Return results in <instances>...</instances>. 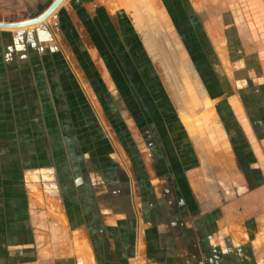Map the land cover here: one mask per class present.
Here are the masks:
<instances>
[{
  "label": "rangeland",
  "instance_id": "obj_1",
  "mask_svg": "<svg viewBox=\"0 0 264 264\" xmlns=\"http://www.w3.org/2000/svg\"><path fill=\"white\" fill-rule=\"evenodd\" d=\"M52 1L0 0V21L17 22L36 17ZM101 1L109 8L119 5L132 20L141 38L143 52L148 58L151 57L159 72V84L167 87L172 94L171 101L173 100L180 110V117L189 133L191 148H194L191 152L201 159H206L209 165L202 172L196 168L191 171L190 179L194 182L195 190L178 189L172 191L173 193L168 190L169 196L179 199L188 197L192 205L189 208V215L193 216L198 210V206L193 205L198 200L197 197L207 198V195L201 192L204 181L207 183L210 180V185L217 182L215 185L221 192V197H217L216 203L219 204L215 207L214 217L218 223L206 222V228L202 227L200 230V235L203 236L205 232L206 235H211L212 231H219L217 226L220 228L221 237L216 248H207L206 253L201 252L199 249L201 245L198 246L199 239L196 240L192 236L199 228L198 224L195 228L192 221L194 217L188 222L189 231L186 227L181 228L185 234L190 232L191 235L188 247L191 253L189 256L193 260L190 264H264V196L256 195L255 197L259 198L256 200L258 202L253 201L254 206L257 204L260 208L259 213L246 214L247 209H250L246 201L247 194L264 186V126L258 123L260 121L258 118L264 121V101L260 93L256 100L252 99V95H247L246 91L250 90V87L246 90V87L242 89L239 87L237 101L242 111L238 106L236 107L238 109L232 106L233 101L231 106L235 112L230 111L228 104L231 98L230 91L233 89L231 84L233 83L235 87L234 79L237 76L239 78L251 76L257 81L255 73L260 66L257 56L261 55L262 40L264 44V0ZM52 15L55 14L52 13L41 23L15 31L29 33L43 26H51ZM1 31L11 32L3 29ZM252 79H248L251 87ZM83 89L85 92V88ZM83 96L88 97L94 111L93 121L96 123L98 119L101 121V108L91 102L89 95ZM61 97V105L57 107L55 113L50 108L51 102L50 106L45 101L41 103L43 106L41 120L46 123L43 127L51 129L49 134H45L47 140L42 142L41 148L56 151V162L60 167L68 169L70 165L73 166L77 192L76 197L72 195V202L68 204L66 198H69L70 181L67 180L65 188L63 186L61 200L58 188L53 185L51 178L41 179V198L39 193V203L33 207L39 261L41 264H95V262L99 264L106 256L100 252L103 245L101 240L105 238L106 233L103 217L109 213V205L106 202H113L115 205L110 207L113 213L124 212L130 216L133 212L139 215L141 212L142 215L152 214L155 220L144 222L143 232L146 231L148 244L150 241L156 245L158 239L155 235L159 229L155 223L158 219L165 218L166 210L155 205L148 183L150 177L170 183L187 181L186 175L181 172L177 174V171H170L177 167L175 152L170 147L160 145L158 136L161 133L157 131V126L146 125L136 130V142L138 146L140 145L147 167L151 165L152 169L159 172L137 174V180L140 182L136 187H142L141 190L139 187L135 189L142 199L140 210L138 198L134 204V189L131 191L128 188L131 173L125 175L112 173L102 180L101 173L94 172L95 154L89 137L91 134L96 135L98 129H102L105 135H110L113 145L110 152L115 157L120 148L109 128H117L118 124L109 128L99 125H92V129L87 125L86 128L83 123L89 119L88 112L81 106L82 110L70 114L65 97ZM122 112V118L131 120L129 111L125 109ZM131 113L135 114L134 118L139 122L142 112L136 109L131 110ZM247 114L250 124L246 119ZM52 118L57 120L58 126L50 125ZM71 118L77 119L76 122ZM252 121L255 125H251ZM57 122L55 121V124ZM129 124L130 130L133 131L135 128L133 121H129ZM125 140L126 148L130 154H134V143L127 138ZM154 155L163 156V159L165 155L168 158L174 157L173 166L164 169L157 167ZM120 160L121 166L126 169L124 171H129L130 167L123 152ZM108 163L109 169L112 170V162L109 160ZM111 180L117 183L114 182L112 185ZM107 186L111 187V190H108ZM117 189L120 192H116ZM167 192L164 191L162 196L164 197ZM207 201L215 203L213 198ZM53 202H58L57 208ZM118 204L120 206H117ZM51 210L59 212L63 220L57 221L50 213ZM236 224L242 228L238 227L237 236L234 238L230 234L232 232L230 229ZM149 235L153 238L148 237ZM164 244L168 245L165 240ZM194 245L197 246L198 252L194 250ZM104 246H107L105 241Z\"/></svg>",
  "mask_w": 264,
  "mask_h": 264
},
{
  "label": "crops",
  "instance_id": "obj_2",
  "mask_svg": "<svg viewBox=\"0 0 264 264\" xmlns=\"http://www.w3.org/2000/svg\"><path fill=\"white\" fill-rule=\"evenodd\" d=\"M102 2L63 0L53 13L55 15H52L51 26H43L29 33L15 31L21 28L3 29L11 30L9 33L0 29V264H41L36 245L38 235L34 229L33 207L39 203V193L41 198L42 178L45 180L47 177L51 178L53 185L58 188L60 199L63 196L61 194L63 186L65 188L67 180L70 181L69 198H66L68 204L72 202V195L76 197L77 186L74 183L76 177L73 166L70 165L68 169L60 167L56 162V151L41 148L42 142L47 140L45 134L51 132L50 128L43 127L46 123L41 120L43 109L41 103L45 101L50 106L51 102L50 108L55 113L57 107L61 105V96L65 97L70 114L82 110L81 106L88 112L89 119L83 123L86 128L87 125L92 129V125L109 128L118 124L117 128L109 130L130 169L124 171L126 169L120 164L122 152L118 151L115 154L116 158L111 155L112 139L110 135H105L102 129H98L96 135L91 134L89 137L95 154L94 172L101 173L102 180L112 173L121 175L131 173L128 188L131 191L134 189V204L138 198L140 210L142 199L136 193L139 187H136L137 183L140 182L137 180V174L159 172L152 169L151 165L147 167L140 145L138 146L136 142V130L139 127L157 126V131L161 133L158 136L160 145L170 147L177 157L176 165L174 164L177 167L170 171H177V174L181 172L187 177V181L171 183L150 177L148 184L154 197L153 201L156 206L166 210L165 218H160L155 223L159 229L155 235L158 239L156 245L150 241L148 244L146 231L143 232V223L155 220L152 214L142 215L141 212L139 215L133 212L130 216L124 212L113 213L110 207L115 205L113 202H106L109 205V213L103 217L106 233L105 238L101 240L103 245L100 251L106 256L102 261H98L99 264H190L193 260L189 256L191 253L188 247L191 235L190 232L185 234L181 228L186 227L188 230L191 217H194L192 221L195 228L197 224L199 226L192 236L196 240L199 239L198 246H202L199 247L201 252L206 253L207 248H216L221 237L218 226L219 231H212L211 235H206V232L203 236L200 235V230L206 226V222L218 223L214 218L215 207L219 204L216 203L217 197H221V192L215 185L217 182L210 185V180L207 183L204 181L201 192L207 195V198L197 197L198 200L193 205L196 204L198 210L193 216L189 215V208L192 205L188 197L179 199L169 196L168 190L174 192L178 189L182 191L194 189V182L190 179L191 171L196 168L202 172L209 165L206 159H201L191 152L194 148H191L189 133L180 117V110L174 101H171L172 94L167 87L159 84V72L151 57L148 58L143 52L141 38L132 20L119 5L109 8ZM263 47L262 40L261 55L257 56L260 62L258 66L260 70L256 69L255 73L257 81L251 76L239 78L236 72L235 87L232 83L233 89L230 91L231 98L228 101L230 111L235 112L231 101H234L242 111L237 101L239 87L241 89L246 87L245 90L250 87L246 94L252 95V99L256 100L260 93L264 101ZM235 68L237 70L238 67ZM250 78H253L252 87L249 84ZM86 94L89 95L91 102L102 110L101 121L98 119L97 123L93 121L95 115L88 97L83 98ZM203 99L205 102V96ZM125 109L130 112L131 120L122 118V110ZM136 109L142 112L139 122L134 118L135 114L131 113V110ZM43 113L45 116V109ZM246 117L250 124L248 114ZM55 119L52 118L53 121L50 123L53 127L58 126ZM71 119L74 122L77 120ZM258 120L259 125L263 127L264 121L260 118ZM129 121H133L135 125L133 131L129 128ZM251 125H255V122L252 121ZM160 129L162 131H159ZM126 138L134 143V147L132 146L133 150L135 149L134 154H130L126 148ZM251 150L253 151L252 146ZM59 156L58 152V158ZM154 157L159 168L173 166L174 157L168 158L166 155L164 159L163 156ZM109 160L113 164L112 170L109 169ZM111 182L109 181L112 185L114 182L117 183L115 180ZM107 189L111 190V187L107 186ZM164 191L167 192L165 198L162 196ZM116 192H120L119 189ZM263 192L264 186L247 194L246 201L250 207L247 209V215L250 212L252 215L259 213L260 208L257 204L255 207L253 201L257 203L256 200L259 198L255 196L263 197ZM211 198L215 203L207 201ZM54 205L57 208L58 202ZM150 205L153 206L154 203ZM50 213L57 221L63 220L59 212L51 210ZM238 227L241 226L233 225L230 229L232 232L229 231L234 238L237 236ZM148 237L153 238L152 235ZM164 240L168 245L165 246ZM104 241L107 246H104ZM194 246V250L198 252L197 246ZM98 252L97 250L96 253ZM162 255L166 257L163 258Z\"/></svg>",
  "mask_w": 264,
  "mask_h": 264
},
{
  "label": "water",
  "instance_id": "obj_3",
  "mask_svg": "<svg viewBox=\"0 0 264 264\" xmlns=\"http://www.w3.org/2000/svg\"><path fill=\"white\" fill-rule=\"evenodd\" d=\"M63 2V0H53L49 6L38 16L22 20V21H17V22H6L4 24H8L9 27H17V28H22V27H28L35 25L37 23L45 21L52 13L56 11V9L60 6V4ZM1 22V21H0ZM2 25V23H0Z\"/></svg>",
  "mask_w": 264,
  "mask_h": 264
},
{
  "label": "bare ground",
  "instance_id": "obj_4",
  "mask_svg": "<svg viewBox=\"0 0 264 264\" xmlns=\"http://www.w3.org/2000/svg\"><path fill=\"white\" fill-rule=\"evenodd\" d=\"M46 20H47V19H46ZM0 23H2V25L0 24V29L17 28V27H14V26H13V27H11V26L9 27L8 24H7V25L4 24V23H6V22H2V21H1ZM40 23H41V22H40ZM200 98H201V97H200ZM232 106L235 107V108L237 107V105H236V103H235L234 101L232 102Z\"/></svg>",
  "mask_w": 264,
  "mask_h": 264
}]
</instances>
